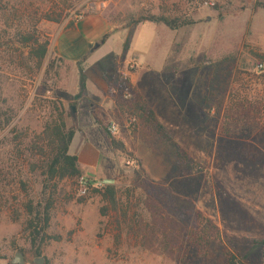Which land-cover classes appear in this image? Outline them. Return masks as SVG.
<instances>
[{"label":"rangeland","instance_id":"1","mask_svg":"<svg viewBox=\"0 0 264 264\" xmlns=\"http://www.w3.org/2000/svg\"><path fill=\"white\" fill-rule=\"evenodd\" d=\"M203 1L0 0V264L17 252L23 264H264V0ZM92 13L115 32L90 61L50 53L64 20ZM139 13L193 24L151 22L139 56L129 52L136 28L137 46L148 36V21L132 25ZM30 38L48 42L39 62ZM53 104L77 133L69 153L88 155L81 174L113 184L115 206L94 189L80 195L76 178L45 188L43 157L29 150ZM49 196L48 228L34 238L23 205ZM196 213L217 230L202 231Z\"/></svg>","mask_w":264,"mask_h":264},{"label":"trees","instance_id":"2","mask_svg":"<svg viewBox=\"0 0 264 264\" xmlns=\"http://www.w3.org/2000/svg\"><path fill=\"white\" fill-rule=\"evenodd\" d=\"M49 20L58 22L60 20V15H58V17H56L55 19ZM145 21L162 23L165 27L170 30H176L180 27L193 24V21L181 19L179 17H168L163 14L143 15L142 13H139L134 19H132V25L135 26ZM107 36L108 35L106 34L102 37L101 43L106 40ZM27 41L31 43V56L37 59L38 62L41 61L46 55L48 42H40L38 39L34 38H30ZM255 56L259 59H264V53H255ZM126 87L129 88V85L127 84ZM52 108L56 112V115L54 117H49V119L46 120L43 125V128L39 134L40 141L42 142L41 146H39L38 143H34L30 147L36 152H33L31 149L29 150L32 156L38 155L43 157V161H41V164L44 163V165H42L44 167V170L42 171V176H44L43 183L45 188L47 187L46 182L61 181L64 179L72 180L74 178H77L81 174L78 167L77 156L70 154L68 151L73 136L75 134V129L74 127H68L66 125L64 116L65 111L62 106L58 107L57 105L53 104ZM134 110L136 112L141 111L143 116L146 115V111L143 105L138 101H136L134 105ZM148 113L152 118V111H148ZM110 142L115 150L120 151L128 158H132V155L125 150V147L122 142L115 140L111 136ZM18 152L19 151L17 150V153ZM19 155H23V151H21ZM132 159L135 160L134 158ZM135 161L137 162V160ZM31 168L32 170L35 169V164H32ZM94 191L101 194L102 197L113 206L116 205V191L113 184L107 183L106 185L101 186L100 188H95ZM53 205L54 202L52 196H49L46 199L44 205H42L41 203L34 205L33 202L30 200L23 205L24 211L27 215L26 230L30 231L31 236H34V238H36L40 234L45 235V231L49 225L50 212L53 208ZM196 216L199 218V220L205 221L203 227H201V230L204 229L207 232L217 230L216 227L211 225L210 221H208L207 219H203L199 213H196ZM227 264H237L235 256H228Z\"/></svg>","mask_w":264,"mask_h":264},{"label":"crops","instance_id":"3","mask_svg":"<svg viewBox=\"0 0 264 264\" xmlns=\"http://www.w3.org/2000/svg\"><path fill=\"white\" fill-rule=\"evenodd\" d=\"M146 24H149L147 27V30L149 29L147 38H144L142 42H140L137 46L135 42L137 43V39L139 38L140 35L139 30L141 29L140 27L136 28L130 37L131 41L129 46V52H134L139 56H143L146 54V52L147 53L149 52L152 42L154 40V34L152 32L153 30L151 26L152 23L146 22ZM198 26H200V24L196 23L195 27ZM121 31H122L121 32L122 35L120 39L122 41V38L125 37V32L124 30ZM114 32L115 30L112 29L111 23L103 16L97 13L69 18L64 20L59 30L51 37L49 42V51L53 55L71 63H78L86 59L87 61H90L89 57L99 47H101L103 44L109 41L111 35ZM106 34L108 35L106 40L103 43H101L102 37ZM255 41H256L255 45L258 47L259 52L264 53L263 41L259 42L257 39ZM95 42H100V46L91 55L86 57L85 55L87 51L93 46ZM123 42H124V38H123ZM120 50L112 51V52H118ZM100 57H102V55L96 56L91 60L96 61L100 59ZM76 134L77 133L75 132L74 136ZM77 159L79 160V163H82L84 161L87 162L88 155L85 156V154L81 152L80 155L77 156ZM92 159L93 157H91L90 155V161H92Z\"/></svg>","mask_w":264,"mask_h":264},{"label":"built area","instance_id":"4","mask_svg":"<svg viewBox=\"0 0 264 264\" xmlns=\"http://www.w3.org/2000/svg\"><path fill=\"white\" fill-rule=\"evenodd\" d=\"M214 1L215 0H204L202 4L204 6H212L214 4ZM257 69L264 70V62L258 63ZM107 130L110 133H115L117 131V126L115 124H109L107 126ZM76 185L78 193L80 195H85L91 189L100 188L102 186V183L99 180H93L81 174L76 178Z\"/></svg>","mask_w":264,"mask_h":264},{"label":"water","instance_id":"5","mask_svg":"<svg viewBox=\"0 0 264 264\" xmlns=\"http://www.w3.org/2000/svg\"><path fill=\"white\" fill-rule=\"evenodd\" d=\"M206 20H209V18H207ZM99 46H100V42H95L93 44V46L87 51V53H86L85 56L88 57L89 55H91ZM11 263L12 264H23L24 263V260H23L22 253L17 252L15 254L14 258L12 259ZM34 263H36V264H42L43 261H42V259H35L34 260Z\"/></svg>","mask_w":264,"mask_h":264}]
</instances>
